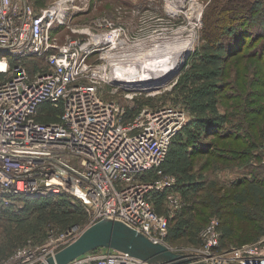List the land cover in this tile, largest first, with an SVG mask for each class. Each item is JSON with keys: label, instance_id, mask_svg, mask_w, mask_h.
Wrapping results in <instances>:
<instances>
[{"label": "built area", "instance_id": "obj_1", "mask_svg": "<svg viewBox=\"0 0 264 264\" xmlns=\"http://www.w3.org/2000/svg\"><path fill=\"white\" fill-rule=\"evenodd\" d=\"M182 1L167 6L173 11L172 5ZM82 9L75 0H54L38 10L30 0H0V201L7 206L20 197L66 193L89 209V225L117 221L165 245L169 220L181 199L177 179L165 175L163 164L185 112L167 106L139 108L141 91L131 84L135 81L119 79L137 70L142 38L153 48L158 32L138 29L132 34L103 17L93 22V31L77 32L83 39L59 42L53 32L65 27L71 12ZM29 62H35L34 73L26 66ZM105 85L113 95L121 92L119 101L102 96ZM58 109L56 121L38 120ZM159 193L167 209L163 214L152 203ZM82 231L73 226L56 238L57 246H67ZM199 239L198 246L175 252L194 264H264V237L222 247L218 218L201 229ZM54 241L51 236L50 243ZM54 254L46 248L38 255L22 250L6 264L46 263ZM69 264L156 263L94 250Z\"/></svg>", "mask_w": 264, "mask_h": 264}, {"label": "rangeland", "instance_id": "obj_2", "mask_svg": "<svg viewBox=\"0 0 264 264\" xmlns=\"http://www.w3.org/2000/svg\"><path fill=\"white\" fill-rule=\"evenodd\" d=\"M52 1L30 0L35 9L46 7ZM173 1L176 0H75L76 5L82 4L83 9L71 12L65 27L53 34L59 42L83 39L85 35L78 34V31H93L96 19L109 17L132 34L138 29L143 34L155 30L161 50L165 46L178 47L181 43L190 42L181 67L176 71L171 69L163 79L156 78L155 89L145 86L146 90L141 91L136 100L140 108L167 106L185 112L184 125L168 154L165 175L175 177L179 183L200 184L198 191H180L181 210L169 220L165 245L173 252L198 246L201 229L212 218L220 217L225 248L258 241L264 237V61L256 58L254 53L259 42L253 39L251 28L243 27L241 29L249 32L245 36L246 41L238 44L237 50L228 52L227 45L234 44L228 30L222 29L213 41L209 28L207 30L204 25L211 0L195 4L185 0L176 2L170 11L167 5ZM260 1L264 3V0ZM237 3L239 7L243 6L239 1ZM151 18L156 20L150 21ZM236 19L231 24L234 29H238L235 25L239 17ZM213 20L214 17L211 22ZM149 43L144 38L140 42L142 49L136 59L140 68L155 63L150 57L143 56L152 48ZM213 44L220 46L215 48ZM168 52H163V55L159 51L156 57L159 62L151 68H166L170 62L163 61L165 55L173 57L179 54L175 48ZM26 66L31 73L36 71L35 62ZM101 91L108 100L119 101L122 96L119 91L117 95L111 94L108 85ZM205 122L223 123L227 127L233 125L234 132L204 135ZM251 133L255 138L262 137L259 139L261 142L254 138V143ZM198 143H208L211 148L195 150ZM239 179L246 180L240 184L237 182ZM184 199L193 202L192 210H184ZM47 200L17 198L11 205L15 206L14 211H23L20 216L0 211V264L13 260L22 250L38 255L46 248L56 253L64 247L57 246L59 241L56 238L73 226H79L80 231L90 226V212L85 204L66 193L47 197ZM163 201V193L152 197L155 210L161 214L167 211ZM77 205L83 208L81 213L74 212ZM51 236L55 238L53 243H50ZM96 251L103 253L108 249Z\"/></svg>", "mask_w": 264, "mask_h": 264}, {"label": "trees", "instance_id": "obj_3", "mask_svg": "<svg viewBox=\"0 0 264 264\" xmlns=\"http://www.w3.org/2000/svg\"><path fill=\"white\" fill-rule=\"evenodd\" d=\"M237 1L240 2V4H242L244 7V9H242V7L237 6ZM211 4L208 5V8L206 9V14L204 16V20L206 19V24L205 27L208 30V32L210 33V38L214 41V39H217L219 36V33L221 32V30H228V34H231V38L234 41L233 45H227V50L228 52H233L234 50H237V48L239 47L238 44L246 41L245 40V36H247L249 34L248 30H244L241 29L243 27H247L248 29H252V31H254L253 33V39L254 40H258V44L255 45V57L261 59L262 61H264V52L262 51L264 48V3L261 2L260 0H224V1H219V0H211L210 2ZM222 4H224L222 6ZM41 8L38 7V9ZM223 8V9H222ZM36 9V10H38ZM210 19L207 21V18ZM214 17L213 22H211V18ZM239 17V21L238 23L235 25L236 27H238V29H234L233 26L231 25L233 24V20H235L236 18ZM230 18H234V19H230ZM226 19V20H225ZM225 20V21H224ZM237 20V19H236ZM216 23H218L219 25H217ZM214 24V25H213ZM238 31V32H237ZM231 32V33H230ZM205 33V32H204ZM238 33V34H237ZM209 37V36H207ZM209 38V40L211 41V39ZM244 38V39H243ZM207 39V38H205ZM220 42H222L220 40ZM217 44V43H216ZM213 44V46L215 48H218L220 46ZM259 49V51H258ZM137 103V101H136ZM137 107L140 108V105L137 103ZM47 107H44V110ZM49 110V109H48ZM59 109L57 111H46V116H40L38 117V120L44 123H48L51 121H56V114L59 113ZM52 113V114H50ZM48 114L53 115V116H48ZM204 135L209 134L211 132L213 133H218L220 135L226 134V133H233L234 132V127L233 125L227 127L225 125H223V123H207L205 122V127H204ZM237 130H240V128L238 127ZM179 133V132H178ZM177 133V134H178ZM177 134L174 136V138L172 139V142L170 144V148L169 151L171 149V145H173V142L175 141V137L177 136ZM251 139H253L254 143L256 142L255 140L258 139L257 141L261 142L259 139H263L262 137L259 138H255V136L251 133L250 134ZM255 138V140H254ZM256 147V146H254ZM211 148V145L206 143L204 145H202L201 143H198L195 146V150H199L202 151L204 149H208ZM211 150V149H210ZM168 151V154H169ZM168 159V155L166 157V160L163 164V170L164 172L166 171L165 166L168 164L166 163ZM248 173V172H247ZM252 174L251 177H253V173H254V169L251 170L250 172ZM153 177V176H152ZM254 179H256V177L254 176ZM246 179H239L237 180V182H243ZM240 182V184H241ZM251 182V181H249ZM200 184L196 182V184H192V183H179L177 180V190L180 193V191H184L187 193H189L190 191L196 190L198 191V186ZM183 192V193H184ZM157 196H160V193L157 194ZM185 196V195H184ZM17 199V198H16ZM15 199V200H16ZM20 199H28V198H21ZM37 199H41L44 202H48L49 200H47V197H41V198H37ZM184 210H192V204L193 202H189L190 200L186 201L184 199ZM183 203V201H182ZM77 205V209L74 210L75 213H79L80 211H82V207ZM15 208V206L13 205H4L1 201H0V211H4L5 214H8L11 216H20L22 215L23 211H15L13 210ZM181 210V207H180ZM81 213V212H80ZM220 221V231L222 230V219L221 217L218 218ZM168 231H169V225H168ZM222 233H221V246H223L222 244ZM247 243H251V242H247ZM242 244H246V243H241L239 245L236 246H240Z\"/></svg>", "mask_w": 264, "mask_h": 264}, {"label": "water", "instance_id": "obj_4", "mask_svg": "<svg viewBox=\"0 0 264 264\" xmlns=\"http://www.w3.org/2000/svg\"><path fill=\"white\" fill-rule=\"evenodd\" d=\"M183 62L177 67L180 68ZM176 69V70H177ZM115 81V84H119ZM134 84L137 91H145V86L156 82H145L144 85ZM144 86L143 89H141ZM130 90V89H129ZM99 248L127 253L135 258L156 264H194L187 255L171 251L163 244L152 242L145 236L128 228L124 224L112 220H100L86 228L72 243L57 251L41 264H69L78 257ZM205 264V263H200Z\"/></svg>", "mask_w": 264, "mask_h": 264}, {"label": "bare ground", "instance_id": "obj_5", "mask_svg": "<svg viewBox=\"0 0 264 264\" xmlns=\"http://www.w3.org/2000/svg\"><path fill=\"white\" fill-rule=\"evenodd\" d=\"M159 46L155 45L151 50L147 51V54L143 55V56L150 57L151 61L155 62V63H151V64L149 63L150 66H147V65H149V64H147L145 67H142V68L137 67L138 68L137 70H135V71H133L131 73H126L122 77L120 76L119 79L122 80L123 78H126V79L134 80L135 81L134 83H136L138 86H140L141 84L144 85L145 82L147 83L149 81L151 83L152 82H158L159 79H161V78L163 79V77L168 75V74H170L171 71H173V70L176 71L177 67L182 62V59H183V56H184L186 50L190 48V42L181 43L180 46H178V47L169 48V46L168 47L165 46V49L162 47L163 50H161V48ZM174 48L178 50L177 53H179V54L176 56V54L174 55V53H173V55H174L173 57H171V55H167L166 54L165 58L163 59V61H165V62L167 61V63L170 62L168 67H166V68L164 67L163 68V67H159V66L156 65L158 68L157 67L151 68L157 62H159V60L156 58L158 56L159 51H161L162 53L163 52L165 53V52H168L169 49L173 50ZM164 53H163V55H164ZM168 54H171V53L168 52ZM161 60H162V58H161ZM160 62H162V61H160ZM161 64H159V65H161ZM156 78L158 80H156ZM131 80H129V81H131Z\"/></svg>", "mask_w": 264, "mask_h": 264}]
</instances>
